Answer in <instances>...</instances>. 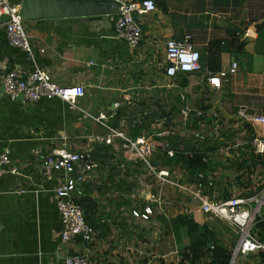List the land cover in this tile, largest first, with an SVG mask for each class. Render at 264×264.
<instances>
[{"label":"crops","instance_id":"crops-1","mask_svg":"<svg viewBox=\"0 0 264 264\" xmlns=\"http://www.w3.org/2000/svg\"><path fill=\"white\" fill-rule=\"evenodd\" d=\"M10 2L23 4V0ZM155 2L156 10L136 14L142 29L137 47L115 35L113 19L110 23L100 16L26 18L30 54L8 42L4 21L0 23V152L8 150L11 166L18 170L0 178V264H64L67 255L83 252L99 264L180 263L181 250L170 227L168 232L163 230L164 236L149 243L144 238L145 225L154 214L145 220L134 217L133 209L120 213L112 207L118 202L114 196L120 192L118 185L124 187L126 167L130 171L134 167L119 138L106 145L111 148L109 153L100 150L107 159L100 167L101 176L92 184L91 196L100 204L94 216L93 239L62 241L54 191L61 174L46 175L44 158L63 143L73 150L93 148L96 152L95 136L107 134L102 122L128 133L132 123L156 115L150 125L153 131L143 130V134L163 131L168 135L175 129L194 141L210 134L224 143L218 151L226 155L228 172L237 171L235 161L255 148L252 138L264 139V124H254L242 115L264 116V0ZM37 24L44 26L40 29ZM188 35L201 54L202 69L170 77L166 74V41L184 40ZM234 61L237 71L222 78L220 88L208 82L210 72L228 69ZM10 68L24 72L41 68L61 85H83L86 91L78 100L79 108L69 109L58 97L35 102L11 100L2 84ZM125 109L132 116L115 121L117 111ZM100 115H106L101 116L102 122L95 120ZM168 117L174 124L170 127L164 122ZM199 118L200 124H195ZM255 171L252 181L254 175L264 177L263 168L258 166ZM207 175L216 174L211 170ZM228 180L214 188L207 186L203 194L218 191V187L227 198V190L244 188L230 187ZM170 187L165 188V206ZM189 207L198 222H208L196 203ZM165 214L160 217L169 219ZM237 234L233 244L219 238L233 250ZM234 264H264V251L240 253Z\"/></svg>","mask_w":264,"mask_h":264},{"label":"built area","instance_id":"built-area-1","mask_svg":"<svg viewBox=\"0 0 264 264\" xmlns=\"http://www.w3.org/2000/svg\"><path fill=\"white\" fill-rule=\"evenodd\" d=\"M156 10L155 0H122L118 12L112 16L115 35L125 40L131 47H137L142 38V29L136 19V14H144ZM7 15L9 18L4 22L8 42L12 46L22 48L32 54V46L28 35L23 27V16L21 6L10 0H0V16ZM186 36L184 40L170 38L166 41V74L170 77L178 73H196L202 69L201 54ZM238 63L232 62L228 69L218 72H210L207 80L215 88H220L222 78L229 73H235ZM3 87L11 100L22 99L35 102L43 97H58L65 101L71 110L78 109V100L85 95L83 85H61L55 82L48 71L35 68L30 72H24L17 68L8 69L3 75ZM119 106V103H115ZM186 112V111H184ZM203 112H199L202 114ZM245 119L254 124H264V116L251 117L243 112ZM101 116L95 120L102 122ZM107 129V134L96 135L98 143L112 144L116 139H121V148L129 153L134 160L141 161L145 170H148L155 178L156 192L151 201L144 208H134V217L149 220L154 214L155 207H162L165 201V188L167 185L177 187L179 184L172 177L168 167L156 166L152 159L157 153L159 146L167 150L168 156H173L175 150L170 148L165 138L167 134L163 131L155 134H141L131 137L122 128H113L102 122ZM255 152L264 153V139L254 138ZM94 149L73 150L69 145L63 143L53 149L42 164L46 175L51 176L54 172L61 174L55 186L56 204L60 213L62 224L61 238L63 242H69L80 238L85 242H91L95 234L94 227L86 220L84 208L76 201L81 195L83 186L91 180L101 176L97 175L100 167L94 156ZM207 160V158H206ZM98 169V170H97ZM17 168L11 166L9 151L0 152V178L6 172L17 173ZM199 181L194 184L192 194L194 202L204 214H211L227 222L238 233V241L233 249L230 264H234L240 253H251L264 251V240H261L253 231L257 218L264 217V188L261 191H252L246 194L234 195L220 198L216 191L204 195L203 190L213 187V176L200 175ZM192 197V198H193ZM162 203V204H161ZM161 204V206H160ZM64 264H99L90 257V253L69 254L64 258ZM180 264V263H178Z\"/></svg>","mask_w":264,"mask_h":264},{"label":"trees","instance_id":"trees-1","mask_svg":"<svg viewBox=\"0 0 264 264\" xmlns=\"http://www.w3.org/2000/svg\"><path fill=\"white\" fill-rule=\"evenodd\" d=\"M259 28L260 25H258V29ZM125 111L126 109L118 110L114 120L120 122L119 120L121 117L127 116L130 118L132 116V114L128 115ZM155 117L156 115L146 120L142 119L138 122L136 121V123H132L129 126L128 134L131 137H137L143 134V130H148V132L151 133L153 130L150 128V125ZM202 117L204 118V116ZM200 121V118L194 120L195 124H200ZM246 126H248V124ZM202 138L203 136H199L196 138L197 141H194L193 138L182 136L175 131V129H171L164 139L168 141L170 148L175 150L174 155L171 157L168 156L167 150L159 146L157 153L152 159L153 164L156 166L168 167L170 171L174 170L173 166H179L186 174L189 183L199 181L200 175L205 176L213 169L210 163L212 159L211 153L216 152L224 145L221 140L214 138V136L210 134L204 136V140H202ZM106 145L107 144L97 142L95 146L96 152H94L93 156L94 160L102 167L105 166L104 161L107 159L105 153L111 151V148H106ZM102 149L105 150L104 154L100 151ZM249 152H251L248 154L249 157L245 156V158H240L235 161V164L237 163L238 166L237 172L241 175V177H236L237 181L248 190V193H250V189H252L250 185L255 169L258 166L264 169V153L255 152V148L249 149ZM241 156H244V154ZM138 165L143 164L139 161L135 166ZM126 168L127 173L128 171L131 172L130 168ZM112 177H114V175ZM94 181L95 179L86 183L82 188L81 195L76 198V201L84 208L86 220L93 227H95L94 216L100 208L98 200L91 196V192L94 189L92 187ZM227 196L230 195L228 194ZM161 219L167 222V225L174 233L177 244L184 249L182 251L180 264H230L233 250L221 241L218 229L211 223H200L194 218L193 214L184 212L168 220L164 217ZM253 231L261 240H264V217L257 218ZM185 239L188 240L187 245H184Z\"/></svg>","mask_w":264,"mask_h":264},{"label":"rangeland","instance_id":"rangeland-1","mask_svg":"<svg viewBox=\"0 0 264 264\" xmlns=\"http://www.w3.org/2000/svg\"><path fill=\"white\" fill-rule=\"evenodd\" d=\"M24 22L25 20H23V23H22L23 27H25ZM225 156L221 150H219L214 156L212 155V159L210 163H211V166H213L212 170L213 172H215L216 175L213 176V179L215 181H214L213 187L212 186L211 187L214 188V186H220V183L223 184V182H226L228 178L230 180H228L229 182L227 183V185H229L230 187H232L233 185H236L238 188L244 187L242 186V184L238 183L237 178H236V175L238 174V172L235 171V169H231L230 172L226 171L227 158ZM129 162H130V166L131 167L134 166V167L131 172L128 171L127 173V171H125V175L123 177L124 187L122 186L118 187V190L120 192H116V195L114 194V196L118 197V202H114L112 207L114 211L117 210L120 213L126 210L134 209V208H144V206H146L149 202H152L153 205L156 204L150 199V198H153L156 192V186L154 185L155 184L154 176L151 175L148 170H140L139 166H135L137 163L134 159H132V161H129ZM173 169L174 170L171 171L172 177L179 184V186L170 187V192L167 191V194H166L168 198L167 206H165L166 204V199H165V201H162V203H164V206L162 205L161 208L159 207L158 210L156 209L157 212L154 213L152 219L149 221V224L145 225L144 238L145 240H148L149 243L152 240L160 239L161 236H164V231H166L169 228L167 223L161 219L162 217H160L162 214H164V212L168 216H170V218H172L182 212L187 213V214H193V211H194L192 208L189 207V205H193L195 203L194 199L196 197L194 198L192 194V190L194 189V184H190L187 181L186 174L184 173L182 169L179 168V166L175 165L173 166ZM102 171L103 170H100L99 168L97 175L99 173H102ZM228 174H230L231 176L228 177ZM97 179L98 178H95V181ZM253 180L254 181H251L252 183L250 185L251 186L250 188L252 189L250 190L252 191L256 190L257 192L261 191L264 188V177L260 178L257 175H254ZM217 190H218L216 191L217 195L220 198H223L224 195L222 193H219L218 187H217ZM227 192L230 195L229 197H231L234 195L246 194L248 193V190L244 187V188H241L240 190H237L236 188V190H232V192L227 190ZM220 195H222V197ZM206 217L209 219H206ZM216 218L217 217L214 215L205 214V219L209 223L213 222V220H216L219 223L218 225L220 227L216 225L215 223L212 224L214 227L218 226V229H220L219 236H221V238L228 239L230 243L233 244L235 236L238 235L237 232L227 222L223 221L220 218H219L220 220ZM166 219L168 220V218ZM178 247H179V250H181V255H182L183 248H181V246L179 245Z\"/></svg>","mask_w":264,"mask_h":264},{"label":"water","instance_id":"water-1","mask_svg":"<svg viewBox=\"0 0 264 264\" xmlns=\"http://www.w3.org/2000/svg\"><path fill=\"white\" fill-rule=\"evenodd\" d=\"M121 2L122 0H23L21 14L24 20L100 16L110 22L112 16L118 12ZM8 18L5 14L0 16V23ZM43 26L44 24H37L36 27L42 29ZM164 122L169 127L173 124L170 117Z\"/></svg>","mask_w":264,"mask_h":264}]
</instances>
